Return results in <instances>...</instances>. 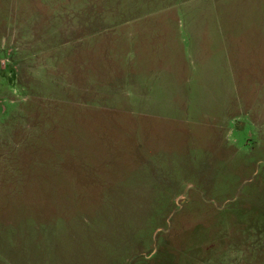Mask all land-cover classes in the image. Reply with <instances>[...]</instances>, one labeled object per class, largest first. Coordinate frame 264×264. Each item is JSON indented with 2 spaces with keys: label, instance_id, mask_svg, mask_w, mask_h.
I'll list each match as a JSON object with an SVG mask.
<instances>
[{
  "label": "rangeland",
  "instance_id": "1",
  "mask_svg": "<svg viewBox=\"0 0 264 264\" xmlns=\"http://www.w3.org/2000/svg\"><path fill=\"white\" fill-rule=\"evenodd\" d=\"M0 264H264V0H0Z\"/></svg>",
  "mask_w": 264,
  "mask_h": 264
},
{
  "label": "crops",
  "instance_id": "2",
  "mask_svg": "<svg viewBox=\"0 0 264 264\" xmlns=\"http://www.w3.org/2000/svg\"><path fill=\"white\" fill-rule=\"evenodd\" d=\"M233 18H220L218 19V17L216 16L214 19H203L202 20V24H215V25H218V24H221V23H231L232 27H231V37L233 39V31H234V24H237L238 21H239V17L237 16H234L232 15ZM235 17V18H234ZM222 28H225V27H219V31L220 33H222L223 29ZM208 31V27H201V34L204 35L206 32ZM200 33V31H199ZM231 52V54H230ZM228 51V50H224V53L222 54L223 56V59L225 61V69L228 71V72H231L233 71L234 69V63H235V60L238 58V54L237 53H234L233 50L231 51ZM198 55V58H200L202 60V63H203V67L201 69V71L204 72V75L206 77H212V71H216L218 66L215 64V62L212 60V56L211 55H204L202 54L201 52H199V54L197 53ZM201 62V61H199ZM220 68H222V65L219 66Z\"/></svg>",
  "mask_w": 264,
  "mask_h": 264
}]
</instances>
